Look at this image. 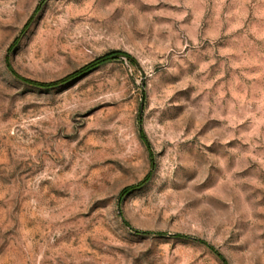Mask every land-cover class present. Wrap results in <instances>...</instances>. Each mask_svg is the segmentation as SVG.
Listing matches in <instances>:
<instances>
[{
    "label": "rangeland",
    "instance_id": "rangeland-1",
    "mask_svg": "<svg viewBox=\"0 0 264 264\" xmlns=\"http://www.w3.org/2000/svg\"><path fill=\"white\" fill-rule=\"evenodd\" d=\"M0 264H264V0H0Z\"/></svg>",
    "mask_w": 264,
    "mask_h": 264
},
{
    "label": "trees",
    "instance_id": "trees-1",
    "mask_svg": "<svg viewBox=\"0 0 264 264\" xmlns=\"http://www.w3.org/2000/svg\"><path fill=\"white\" fill-rule=\"evenodd\" d=\"M107 55L99 57L97 59H94L93 61L85 64L83 67H81L79 70L73 72L72 74L66 76L65 78H62L60 80L54 81V82H49V83H44V82H35V81H31V80H26L28 83H31L33 85L39 86V87H43V88H49V87H53V86H57L61 83H64L66 81H68L69 79L76 77L78 75H81L82 73L89 71L90 69L98 66L99 64L103 63L106 59H107ZM128 188L125 189V191H127Z\"/></svg>",
    "mask_w": 264,
    "mask_h": 264
}]
</instances>
